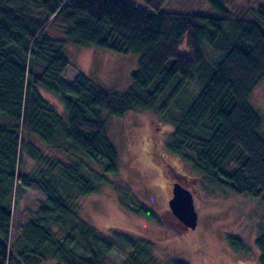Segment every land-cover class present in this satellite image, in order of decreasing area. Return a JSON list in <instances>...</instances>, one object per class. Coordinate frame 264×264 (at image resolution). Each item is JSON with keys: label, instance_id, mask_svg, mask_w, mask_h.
<instances>
[{"label": "trees", "instance_id": "obj_1", "mask_svg": "<svg viewBox=\"0 0 264 264\" xmlns=\"http://www.w3.org/2000/svg\"><path fill=\"white\" fill-rule=\"evenodd\" d=\"M164 1L147 0L148 12L125 0H0V264H112L113 249L125 254L115 264H190L162 261L144 236L108 234L80 217L79 199L118 170L102 111L156 108L172 124L167 149L190 161L211 193L264 192L263 117L249 102L264 78V0L241 13L210 0L220 16L160 10ZM51 23L61 37L47 32ZM66 43L136 53L126 89H107L81 71L67 80ZM25 155L37 170H22ZM22 186L44 198L13 234ZM135 210L161 222L145 204ZM254 243L264 264V221Z\"/></svg>", "mask_w": 264, "mask_h": 264}, {"label": "rangeland", "instance_id": "obj_2", "mask_svg": "<svg viewBox=\"0 0 264 264\" xmlns=\"http://www.w3.org/2000/svg\"><path fill=\"white\" fill-rule=\"evenodd\" d=\"M125 1L148 12L154 11L147 0ZM254 1L225 0V5L230 10L249 12ZM160 10L214 16L223 13L210 0H165ZM48 26L49 34L62 36L57 24ZM184 50L182 45L180 51ZM64 53L69 61L64 69L67 80H71L76 71H81L107 89L117 91L126 89L138 60V55L133 52L74 43H66ZM42 92L58 109H63L57 95L45 90ZM249 102L262 115L264 131V78L251 90ZM101 116L105 119L107 136L118 151V170L115 174H103L107 181L79 199L80 217L108 234L122 231L135 237L144 236L152 242L154 255L162 261L182 259L190 264H260L259 249L254 239L263 226L264 192L256 196H219V193L213 194L219 191L212 189L211 193V187L207 186V189L200 182V172L192 167L191 162L167 149L166 139L172 124L167 118L160 117L156 108L129 110L122 115L102 111ZM32 137L38 145H45L37 135L32 134ZM38 167L34 159L24 156L23 171L37 170ZM175 181H181L192 192L197 211L195 228L183 227L168 207ZM14 196L13 234L25 222L29 211L34 210L39 200L44 198L40 191L29 186H22ZM139 203L155 209L161 222L138 213L135 209L139 208ZM231 235L247 245V250L235 248ZM124 258L125 254L116 249L109 256L112 264L120 263ZM52 263L53 260H46L42 264Z\"/></svg>", "mask_w": 264, "mask_h": 264}, {"label": "water", "instance_id": "obj_3", "mask_svg": "<svg viewBox=\"0 0 264 264\" xmlns=\"http://www.w3.org/2000/svg\"><path fill=\"white\" fill-rule=\"evenodd\" d=\"M168 207L184 227H196L197 211L194 207L192 192L179 181H175L172 184Z\"/></svg>", "mask_w": 264, "mask_h": 264}, {"label": "bare ground", "instance_id": "obj_4", "mask_svg": "<svg viewBox=\"0 0 264 264\" xmlns=\"http://www.w3.org/2000/svg\"><path fill=\"white\" fill-rule=\"evenodd\" d=\"M181 183V181H179ZM182 184V183H181ZM183 185V184H182ZM190 190V189H189ZM191 191V190H190Z\"/></svg>", "mask_w": 264, "mask_h": 264}]
</instances>
